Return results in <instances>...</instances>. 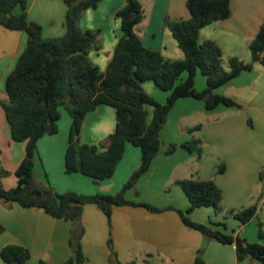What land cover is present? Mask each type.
<instances>
[{
    "label": "crops",
    "instance_id": "obj_1",
    "mask_svg": "<svg viewBox=\"0 0 264 264\" xmlns=\"http://www.w3.org/2000/svg\"><path fill=\"white\" fill-rule=\"evenodd\" d=\"M126 2L102 0L96 8L85 11L80 19L83 31H101V47L97 55L94 51L89 54L100 73L106 72L122 36L121 21L116 13ZM140 2L145 18L137 26V32L143 44L160 52L168 60L183 59V51L164 23L166 19L188 20L187 0ZM66 10L64 0H27L28 20L42 27L44 38L65 34ZM14 13H21L20 6L15 8ZM263 22L264 0H231V16L203 28L199 41L216 42L223 52V66L228 70L230 58L245 62L252 60L250 44ZM27 41L25 32L9 30L0 25V166L11 175L8 180H2L7 190L17 186L18 179L14 174L24 159L25 143L12 140L1 104L7 100V77L16 68ZM198 74L195 88L202 91L206 88V78L202 75L203 81ZM143 86L159 103L167 101L169 92L159 91L149 81L144 82ZM216 93L235 100L242 108L221 105L209 111L202 100H178L160 132L162 146L159 155L150 170L126 193V198L160 209L174 207L186 211L189 201L175 182L191 177L213 179L223 191L224 210L217 214L213 208H200L190 218L203 224L224 223L227 233L241 235L245 225L239 222L226 224L224 217L230 209L246 208L253 204L264 206V67L256 63L253 70L243 72L218 88ZM146 109L147 122L150 123L151 111L147 106ZM184 121H191L192 124L184 126ZM116 122L113 107H97L86 115L80 141L88 145L106 141L115 131ZM196 126H200V130L193 134L187 132ZM71 127L72 118L64 111L59 121V132L39 140L34 168L37 182L50 185L60 194L119 193L141 165L140 148L127 144L115 174L97 186L86 175L67 174L65 171ZM192 138L203 142L201 160H197L196 153L181 147L173 154L166 153L169 145H181ZM221 164L226 167L222 174L217 172ZM260 184L263 187L257 188ZM248 200L250 204H247ZM0 223L6 228L0 234V252L7 244L24 246L31 252L27 264H40L42 261L47 264H68L73 257L71 221L55 219L40 209H24L17 203H0ZM79 225L84 229L81 245L86 260L83 264H113L110 241L117 260L122 264H194L200 251L204 264H256L252 259L239 263L234 244L223 245L203 236L186 226L175 210L153 213L143 207L120 206L113 209L109 222L98 206L88 204L83 208ZM0 264H6L1 256Z\"/></svg>",
    "mask_w": 264,
    "mask_h": 264
},
{
    "label": "trees",
    "instance_id": "obj_2",
    "mask_svg": "<svg viewBox=\"0 0 264 264\" xmlns=\"http://www.w3.org/2000/svg\"><path fill=\"white\" fill-rule=\"evenodd\" d=\"M101 1L64 0L67 8L65 34L44 38L42 27L28 20L27 0H0V25L9 30L25 32L28 36L27 47L16 68L7 77V100L1 104L12 140L25 143V156L15 172L18 179L15 188L5 189L2 177L8 172L0 167V203H17L24 209H40L55 219L71 221L73 229L70 245L73 257L68 264H83L86 260L81 245L84 229L79 222L83 208L88 204L98 206L109 222L113 209L120 206L143 207L153 213L175 210L186 226L199 231L203 236L223 245L234 244L239 263L252 259L264 264V222L258 223L260 242H249L235 232L227 233L224 223L203 224L190 218L200 208H213L217 214L224 210L223 191L213 179L191 177L175 182L189 201L186 211L174 207L160 209L126 198V193L150 170L159 155L162 146L160 132L178 100H202L209 111L221 105L242 108L235 100L219 95L216 91L243 72L253 70L256 63L264 67V22L250 44L252 60L245 62L230 58L227 70L223 66L220 46L212 40L200 43L199 37L203 28L231 16V0H187L190 13L188 20L166 19L164 26L184 53L183 59L174 61L143 44L137 32V26L145 18L143 6L140 0H127L125 6L116 13L121 21L122 36L106 72L100 73L91 62L89 54L93 49H100L101 31H83L80 19L85 11L96 8ZM18 6L21 13L16 15L14 10ZM199 72L206 78V88L202 91L195 88V78ZM185 73L188 77L182 80ZM146 81H153L159 90L169 92L164 104L145 91L142 85ZM101 105L115 109V131L100 146L82 144L80 136L83 121L89 112ZM146 106L153 108L150 123L147 122ZM63 110L72 118L65 159L67 174L81 173L99 183L115 174L127 144L140 148L141 165L119 193L60 194L50 185L37 182L34 168L38 142L45 136L59 132ZM200 128L196 126L188 129V132L193 134ZM179 147L196 153L197 159L201 160V139L192 138L181 145L171 144L166 153L173 154ZM225 170L223 164L217 168L220 174ZM257 213L258 205L253 204L246 208L230 209L226 216L233 217L241 225H247ZM5 230V226L0 223V234ZM109 245L112 263L122 264L117 260L111 241ZM201 253L194 264H204ZM0 256L6 264H27L31 252L24 246L11 243L1 249ZM40 264L47 263L42 261Z\"/></svg>",
    "mask_w": 264,
    "mask_h": 264
},
{
    "label": "rangeland",
    "instance_id": "obj_3",
    "mask_svg": "<svg viewBox=\"0 0 264 264\" xmlns=\"http://www.w3.org/2000/svg\"><path fill=\"white\" fill-rule=\"evenodd\" d=\"M91 51H94V53L97 55V50L96 49H93V50H91ZM103 55H104V53H103ZM199 76H201L202 78H203V76H202V74L201 73H199L198 74ZM187 77V74L185 73V74H183V76H182V80H184L185 78ZM203 81H205V79L203 78ZM149 83H150V85H152L153 87H156L155 86V83L153 82V81H149ZM143 86V85H142ZM143 88L145 89V87L143 86ZM160 91V90H159ZM147 108L151 111V119H152V112H153V108L151 107V106H147ZM65 110H63L62 112H64ZM65 113H67L66 111H65ZM67 115H69L68 113H67ZM70 116V115H69ZM151 121V120H150ZM191 121H184L182 124H184V126L186 125V124H192V123H190ZM188 132V131H187ZM197 132V131H196ZM189 133V132H188ZM190 134V133H189ZM82 143V142H81ZM104 143V141L102 142H100V143H98L97 144V146H100V144H103ZM82 144H85V143H82ZM198 160V159H197ZM1 167V166H0ZM1 169H3L2 167H1ZM7 172H8V174H4L3 175V177H2V180L3 179H5V180H8L10 177H11V175H10V172L8 171V170H6ZM15 175V174H14ZM263 177H264V172H263V175H262ZM87 178L89 179V180H91L95 185H100V182L99 183H95L94 181H93V179L91 178V177H89V176H87ZM260 187H263L261 184L260 185H258V187L257 188H260ZM251 203V201H249L248 200V203L247 204H250ZM258 207H259V210H258V213H257V215H256V217L250 222V223H248L247 225H245V227H244V229H243V231H242V233H241V235L240 236H242V237H244V238H246L249 242H260V239H259V237H258V223L259 222H264V206H262V205H258ZM224 220H225V222H226V224H230V223H237L238 221L237 220H235L233 217H231V216H226V214H225V217H224ZM254 262L256 263V264H260L258 261H256V260H254Z\"/></svg>",
    "mask_w": 264,
    "mask_h": 264
}]
</instances>
